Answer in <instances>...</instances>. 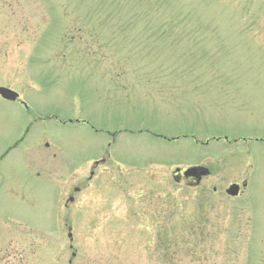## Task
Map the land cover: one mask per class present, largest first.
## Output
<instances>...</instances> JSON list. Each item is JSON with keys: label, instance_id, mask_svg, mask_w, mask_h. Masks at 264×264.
Masks as SVG:
<instances>
[{"label": "rangeland", "instance_id": "1", "mask_svg": "<svg viewBox=\"0 0 264 264\" xmlns=\"http://www.w3.org/2000/svg\"><path fill=\"white\" fill-rule=\"evenodd\" d=\"M0 87V264H264V0H0Z\"/></svg>", "mask_w": 264, "mask_h": 264}, {"label": "flooded vegetation", "instance_id": "2", "mask_svg": "<svg viewBox=\"0 0 264 264\" xmlns=\"http://www.w3.org/2000/svg\"><path fill=\"white\" fill-rule=\"evenodd\" d=\"M3 101H4V102H8V101H5V100H3ZM8 103L18 104V105H20V106L23 107L25 114H21V113H20V115H22V117L25 118V120H24V119H21V122H22V121L24 122V125L26 126V128H25V132H24L22 138L19 139V140H17V142L15 141L16 143H14L13 146H12L8 151H6L5 153L1 154V156H0V161H1V162L4 160V158H7V157L9 156L10 153H12V152L15 151L16 149H18L20 145H22L23 143H25V142L29 139V136L31 135V133H32V128H33V127H32V121H33V118L30 117L31 115L29 116V114H28V112H29L28 105H27V104H26L21 98H19V99L16 100L15 102H8ZM99 162H104V160H100V161H97V162H95V163H96V164H99ZM91 174H92V173H91ZM176 179H177V181L180 180V182H182V181L184 180V179L182 178L181 174H180L178 177H176ZM192 180H193V179H190L189 181L191 182ZM191 184H193V182H192ZM243 189H244V188H243ZM74 190H75L76 192L79 191L78 188H75ZM241 191H242V188H241V190H240V193H241ZM69 202H74V198H73L72 196L69 197Z\"/></svg>", "mask_w": 264, "mask_h": 264}, {"label": "water", "instance_id": "3", "mask_svg": "<svg viewBox=\"0 0 264 264\" xmlns=\"http://www.w3.org/2000/svg\"><path fill=\"white\" fill-rule=\"evenodd\" d=\"M0 95L2 98L9 100V101H15L18 99V94L10 89L7 88H0ZM176 172H180V170H176ZM209 175V172L203 168H190L184 173V177L186 178H195L197 180V184L200 183L201 179L203 177H206ZM240 186L237 184H234L228 188L226 193L231 197H237L239 194Z\"/></svg>", "mask_w": 264, "mask_h": 264}]
</instances>
